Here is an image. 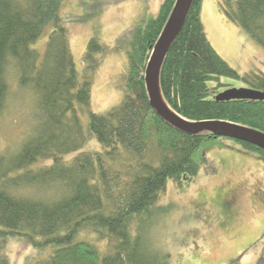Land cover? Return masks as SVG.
I'll list each match as a JSON object with an SVG mask.
<instances>
[{
	"label": "trees",
	"instance_id": "trees-1",
	"mask_svg": "<svg viewBox=\"0 0 264 264\" xmlns=\"http://www.w3.org/2000/svg\"><path fill=\"white\" fill-rule=\"evenodd\" d=\"M62 0H0V115L7 108L8 68L34 96L38 117L17 147L0 156V264L19 239L34 251L23 264H169L150 238L160 193L169 180L193 178L206 151L227 146L207 130L188 134L150 105L145 70L175 0L137 19L111 50L126 49L122 97L104 114L90 108L97 53L91 37L80 76L71 53ZM192 0L158 75L167 106L190 122L226 121L264 133V100L222 99L220 76L264 91V74H240L214 50ZM105 2L98 1L90 15ZM227 18L264 47V0L224 1ZM49 26L45 49L32 44ZM216 81L214 86L208 82ZM82 115L87 123L82 121ZM96 139L99 149H84ZM264 163V149L234 140ZM229 264H239L235 259Z\"/></svg>",
	"mask_w": 264,
	"mask_h": 264
},
{
	"label": "rangeland",
	"instance_id": "rangeland-1",
	"mask_svg": "<svg viewBox=\"0 0 264 264\" xmlns=\"http://www.w3.org/2000/svg\"><path fill=\"white\" fill-rule=\"evenodd\" d=\"M62 0L63 16L82 20L66 21L71 53L80 76L85 70L84 52L91 37H97L107 50L97 53L99 64L92 74L90 108L104 114L122 97L121 74L126 64V49L112 51L116 38L137 19L156 13L161 0ZM224 1L203 0L200 19L206 36L217 54L240 74H264V47L230 21ZM235 0H230L231 4ZM49 26L32 44L45 49ZM15 72L8 68L7 108L0 115V156L17 147L38 117L34 96L19 86ZM220 92L245 87L233 78L219 77ZM216 81L208 82L214 86ZM82 121L87 118L82 115ZM227 146L206 151L207 162L198 173L181 183L169 180L160 193L159 214L151 225L150 238L164 251L169 264H264V164L242 151L231 139ZM84 149H99L90 139ZM263 189V190H261ZM34 249L19 239H10L4 248L9 264H23Z\"/></svg>",
	"mask_w": 264,
	"mask_h": 264
},
{
	"label": "water",
	"instance_id": "water-1",
	"mask_svg": "<svg viewBox=\"0 0 264 264\" xmlns=\"http://www.w3.org/2000/svg\"><path fill=\"white\" fill-rule=\"evenodd\" d=\"M191 2L192 0H175L167 23L152 47L145 70V85L150 105L167 122L188 134H196L207 130L214 136L247 142L264 149V133L259 130L226 121L190 122L177 115L174 111L168 110L166 108L167 105L165 104L166 106H164L160 100L161 94H159L158 87L159 70L171 42L182 27ZM216 97L222 99L264 100V91L247 87L229 88L220 92Z\"/></svg>",
	"mask_w": 264,
	"mask_h": 264
},
{
	"label": "bare ground",
	"instance_id": "bare-ground-1",
	"mask_svg": "<svg viewBox=\"0 0 264 264\" xmlns=\"http://www.w3.org/2000/svg\"><path fill=\"white\" fill-rule=\"evenodd\" d=\"M159 94H160V92H159ZM160 100H161V102L164 104V106H166V105H165V102L163 101V99H162V97H161V95H160ZM166 108H167L168 110L172 111L171 109H169L168 106H166Z\"/></svg>",
	"mask_w": 264,
	"mask_h": 264
},
{
	"label": "crops",
	"instance_id": "crops-1",
	"mask_svg": "<svg viewBox=\"0 0 264 264\" xmlns=\"http://www.w3.org/2000/svg\"><path fill=\"white\" fill-rule=\"evenodd\" d=\"M258 167L260 168V169H263L264 170V164H260V166L258 165ZM261 190H263V189H261Z\"/></svg>",
	"mask_w": 264,
	"mask_h": 264
}]
</instances>
